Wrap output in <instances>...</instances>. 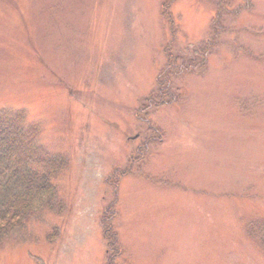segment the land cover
I'll return each instance as SVG.
<instances>
[{"label": "rangeland", "instance_id": "rangeland-1", "mask_svg": "<svg viewBox=\"0 0 264 264\" xmlns=\"http://www.w3.org/2000/svg\"><path fill=\"white\" fill-rule=\"evenodd\" d=\"M164 2L0 0V113L64 160L0 264H264V0Z\"/></svg>", "mask_w": 264, "mask_h": 264}, {"label": "trees", "instance_id": "trees-1", "mask_svg": "<svg viewBox=\"0 0 264 264\" xmlns=\"http://www.w3.org/2000/svg\"><path fill=\"white\" fill-rule=\"evenodd\" d=\"M173 1L165 0L162 7L168 10ZM216 1L223 5L229 0ZM167 14V11H163L162 16L169 19ZM217 23L218 18L213 21L211 28L216 29ZM211 46L209 43V47ZM165 52L170 55L171 46L166 48ZM204 52L205 50H203L202 59H204ZM168 57L169 61L173 60L172 55ZM184 66H187L184 71L196 68V66ZM171 67L172 63L158 78L160 94H166L167 88L164 90L163 87H168L167 81L173 73L170 70ZM28 125L23 114L0 113V244H3L6 238L19 239L20 235L33 223L35 217H38L45 209L51 210L55 201L56 188L52 176L57 174L56 172L64 160L61 158V162L55 156V158L50 157L43 145L40 144L39 126ZM117 174L119 173L110 176L109 184ZM125 174L120 173L119 176ZM58 210L62 211L60 206ZM113 213L112 210L107 209L102 221L105 227L103 236L109 251H113L118 243L116 233L110 234ZM114 255L110 257L109 261L113 260Z\"/></svg>", "mask_w": 264, "mask_h": 264}, {"label": "flooded vegetation", "instance_id": "flooded-vegetation-1", "mask_svg": "<svg viewBox=\"0 0 264 264\" xmlns=\"http://www.w3.org/2000/svg\"><path fill=\"white\" fill-rule=\"evenodd\" d=\"M110 264V263H109Z\"/></svg>", "mask_w": 264, "mask_h": 264}]
</instances>
